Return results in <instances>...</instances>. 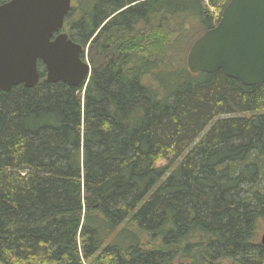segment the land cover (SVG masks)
<instances>
[{
	"label": "trees",
	"instance_id": "trees-1",
	"mask_svg": "<svg viewBox=\"0 0 264 264\" xmlns=\"http://www.w3.org/2000/svg\"><path fill=\"white\" fill-rule=\"evenodd\" d=\"M217 1L78 0L85 88L0 91L1 264H264V86L186 66Z\"/></svg>",
	"mask_w": 264,
	"mask_h": 264
},
{
	"label": "water",
	"instance_id": "water-1",
	"mask_svg": "<svg viewBox=\"0 0 264 264\" xmlns=\"http://www.w3.org/2000/svg\"><path fill=\"white\" fill-rule=\"evenodd\" d=\"M71 2L0 0V91L35 87L39 64L47 82L85 88L89 42L84 47L60 32ZM186 66L193 74L220 70L245 86H264V0H229L215 27L190 46ZM259 241L264 246V230Z\"/></svg>",
	"mask_w": 264,
	"mask_h": 264
},
{
	"label": "rangeland",
	"instance_id": "rangeland-1",
	"mask_svg": "<svg viewBox=\"0 0 264 264\" xmlns=\"http://www.w3.org/2000/svg\"><path fill=\"white\" fill-rule=\"evenodd\" d=\"M223 1L224 0H218L217 6L222 4ZM77 2H78V0H72L71 7H73ZM210 8H211V11L213 12L214 18L218 21L219 17H220L219 12L213 6H210ZM86 54H87V51L84 53V59H85V61L89 62ZM39 70H40V72H43L44 71L43 66H41ZM260 228H261V231H260V234H261L262 231L264 230V221L260 222Z\"/></svg>",
	"mask_w": 264,
	"mask_h": 264
},
{
	"label": "flooded vegetation",
	"instance_id": "flooded-vegetation-1",
	"mask_svg": "<svg viewBox=\"0 0 264 264\" xmlns=\"http://www.w3.org/2000/svg\"><path fill=\"white\" fill-rule=\"evenodd\" d=\"M219 21V20H218ZM218 23V22H217ZM60 32H65V33H67L65 30H64V25H63V28H62V30L60 31ZM68 34V33H67Z\"/></svg>",
	"mask_w": 264,
	"mask_h": 264
}]
</instances>
